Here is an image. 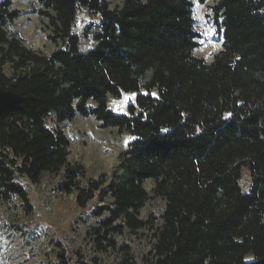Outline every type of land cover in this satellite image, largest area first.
<instances>
[{
    "label": "trees",
    "instance_id": "trees-1",
    "mask_svg": "<svg viewBox=\"0 0 264 264\" xmlns=\"http://www.w3.org/2000/svg\"><path fill=\"white\" fill-rule=\"evenodd\" d=\"M31 1L61 47L49 55L24 47L5 29L18 11L0 0V199L16 197L30 212L16 180L37 184L62 171L58 192L74 194L79 208L103 204L93 235L106 251L116 249L115 236L152 224L139 217L152 180L164 202L152 264H264V0H217L222 43L210 63L192 54V0H123L113 9L105 0ZM78 9L100 20L85 50L72 33ZM128 92L136 97L127 114L113 113L107 97ZM76 115L132 138L105 188L102 176L82 184L83 167L67 160L57 126ZM121 251L117 264H135Z\"/></svg>",
    "mask_w": 264,
    "mask_h": 264
},
{
    "label": "rangeland",
    "instance_id": "rangeland-1",
    "mask_svg": "<svg viewBox=\"0 0 264 264\" xmlns=\"http://www.w3.org/2000/svg\"><path fill=\"white\" fill-rule=\"evenodd\" d=\"M105 1L113 9L120 7L123 0ZM10 2V10H17L19 15L5 26L9 35L17 38L27 49L43 55L61 47L60 43L49 40L51 29L48 20L37 13L40 6L35 1ZM216 2L206 0L200 4L192 0L193 30L198 36V45L192 54L206 63L212 61L222 43L211 10ZM99 30V16L78 9L72 33L80 39L81 49L93 46L92 38ZM9 73L6 70V74ZM135 97L134 92L122 93L119 98L108 96V108L115 114L126 115L127 107L134 104ZM88 106L91 107L92 103ZM46 124L50 128L56 127L51 117L47 118ZM57 127L69 141L68 162L84 169L82 184L102 176L106 180L102 186L105 188L111 171L117 165L118 155L132 140L131 136L120 134L113 128L101 129L94 118L79 115ZM61 180L62 171L54 175L44 174L37 184L24 178L16 180L27 192L30 212L24 210L16 197L7 201L0 199V264H61V252L66 264H117L123 247L128 249L135 264H152L153 232L160 224L164 206V202L152 193V180L143 183L149 198L139 213L143 221L151 217L152 224L135 233L125 231L115 236L116 249L106 251L97 248L93 235L102 218L95 217L93 212L103 204L94 199L85 208H79L74 194L65 195L57 191ZM239 186L243 193L249 191L250 177L246 169L241 170ZM251 258L250 255L246 257L247 260Z\"/></svg>",
    "mask_w": 264,
    "mask_h": 264
}]
</instances>
